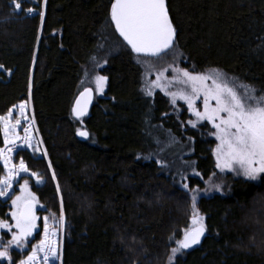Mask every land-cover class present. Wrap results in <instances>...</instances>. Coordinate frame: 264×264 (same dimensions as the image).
Here are the masks:
<instances>
[{"label": "trees", "instance_id": "obj_1", "mask_svg": "<svg viewBox=\"0 0 264 264\" xmlns=\"http://www.w3.org/2000/svg\"><path fill=\"white\" fill-rule=\"evenodd\" d=\"M35 1L22 0V9L39 12L43 0ZM111 2L48 0L41 30L38 13L16 12L12 0H0V65L11 73H0V115L28 98L31 82L47 157L28 150L17 157L40 174L43 183L32 182V188L57 213L56 173L70 225L63 264H168L170 237L189 225L190 200L147 155L155 145L154 125L164 122L176 135L182 132L167 99L143 93L135 54L109 26ZM167 3L176 44L188 63L221 68L264 91V0ZM108 38L119 47L102 71L108 77L107 96L94 102L81 124L71 110L82 71L106 48ZM82 128L89 131L87 139L76 134ZM186 134L195 137L198 169L210 176L213 140L191 129ZM8 203L0 199V219L7 216ZM199 208L206 214L208 233L175 264H264V178H236L230 194L202 197Z\"/></svg>", "mask_w": 264, "mask_h": 264}, {"label": "snow or ice", "instance_id": "obj_2", "mask_svg": "<svg viewBox=\"0 0 264 264\" xmlns=\"http://www.w3.org/2000/svg\"><path fill=\"white\" fill-rule=\"evenodd\" d=\"M16 12L25 11L29 15L37 14V9L28 7L22 9V0H12ZM48 0H43V7L38 12L41 30L43 29L45 11ZM109 21L114 30L122 38L126 47L135 54L137 62L145 65V88L143 91L149 97L155 95V89H159L170 98V103L175 106L177 100H182L187 105V110L195 117L187 123L196 128L198 123L211 124L214 131L211 133L218 141L212 150L215 157V167L220 173H234L242 176L247 181H258L264 178V94H258L251 86L239 83L235 78H228L219 69L209 72L190 71L169 64L156 72L154 81L147 79L153 69V65L145 58L160 59L171 53L173 61L182 53L175 50L177 41V29L169 14L167 0H112L110 5ZM107 60L104 61V64ZM102 67V64H97ZM0 70L8 71L4 65ZM171 70L175 75L169 78L166 73ZM10 75V71H8ZM88 73H85L87 79ZM94 85L95 92L103 95L108 84L106 75L95 74L87 81ZM85 85V81H81ZM175 90H172L174 89ZM32 85L29 82V100L14 106L18 109V115L27 121L20 134L21 119L13 118V110L6 115H0V132L3 134V145L0 147V161L3 162L5 175L0 177V199L5 203L11 201L9 220L0 219V230L11 235L4 240L0 235V260L14 264L12 250L27 254L19 259L16 264H63V233L66 230L67 219L64 208V198L60 184L56 179L55 171L52 179L56 181V192L59 197V215L51 213L47 216H39L37 208H43L39 197L29 186V180L23 179L19 184V194H15L13 184L21 178V173H30L36 178V184L43 183L40 174L31 171L23 158L19 163L13 162V154L17 149H31L32 152L47 156V149H41L43 140L34 135L35 118L29 119L26 109L31 98ZM93 100V87L84 86L79 92L72 107V115L83 124V118L88 115V109ZM197 101L202 103L197 107ZM167 115V113L165 114ZM76 134L85 139L89 133L83 129H77ZM171 134L169 133V136ZM172 137L170 143H174ZM157 143H160L157 140ZM161 167L167 165L158 161ZM51 161L48 167L51 168ZM200 176L199 172H193ZM216 176V173H212ZM188 178L185 176L183 180ZM211 183V181L209 182ZM217 191L221 185H213ZM181 188L191 198V224L183 229V238L176 240V247L170 249L168 264H175L178 254L191 249L201 243L202 237L207 232L206 217L197 208V199L201 192L199 187L189 188L188 183L182 182ZM207 193L208 189L203 190ZM42 221V228L41 222ZM42 231V238L38 243L31 244V239ZM173 239L170 237V240ZM264 243V242H262Z\"/></svg>", "mask_w": 264, "mask_h": 264}, {"label": "rangeland", "instance_id": "obj_3", "mask_svg": "<svg viewBox=\"0 0 264 264\" xmlns=\"http://www.w3.org/2000/svg\"><path fill=\"white\" fill-rule=\"evenodd\" d=\"M25 1L30 3V4H32V5L37 4V2L35 0H25ZM42 7H43V4H42ZM37 13H38V10H37ZM108 23H110V21ZM109 26H111V23L109 24ZM112 36L114 37L115 35L112 34ZM108 40H109V38L107 39L106 48L105 49L102 48L101 52L99 54H96L95 56H93V58L84 65V68H83V71H82L81 80H80V91L83 90V87L85 85L93 87L94 95H95V102L100 97H106L107 96L108 84H107V86L105 88L104 94L103 95H99V94H97L95 92L94 85L89 84L87 81L91 80L92 76L95 75V74L105 75L102 71L106 68V66L108 64V58L119 47L116 42L114 43L112 40H110V41H108ZM175 50L180 52V53H182V55L177 56L174 61H173L171 53L169 55L163 56L160 59L145 58V59H148L149 62L153 65V69H152L151 73L147 77V79L149 81H154L155 78H156V72L159 71V70H162L165 67H167L169 64H174V66H178V67H181V68H187L190 71L194 70V71H197V72H209V71H211L213 69H219L223 73H225L228 78H230V79L235 78L239 83H243V84H246V85H251L257 90L258 94H264V91L260 90L256 85L251 84V83H247L244 80H242L241 78H239L238 76L229 74V73H227L226 71H224L221 68H218V67L199 68V67H196L195 65H192V64L188 63V60L185 58V54H184L183 50L178 46V44L175 45ZM105 60H107L106 64H104ZM135 61L137 62L136 56H135ZM98 63L102 64L103 66L102 67H98L97 66ZM138 64L141 66V69H142L141 89L143 91V89L145 88V65L143 63H138ZM1 72L7 73L4 70H0V73ZM86 72L88 73L87 79L85 77V73ZM166 75L169 78H171L175 74L171 70H169L166 73ZM81 81H85V85H82ZM172 90H175V88L172 89ZM154 91H155V95L160 93L162 96H164L167 99V101H168V103L170 105L169 107L171 109V113L174 115V118H175L174 123H177V124L179 123L180 124V128H181V132L182 133H181V135H176L170 128H168L165 125L164 122H161L158 125H154V127L151 128V132H152V136L154 137L155 145L149 149L147 157H150V158L155 159L157 161H163L167 165L166 167H164L165 172L171 177V180L174 181L177 184V186L182 190V192H184V190L181 188V183L182 182L188 183L189 188L199 187L201 189V192H200V194L198 196V199H197V208L199 209L200 213L206 217V214L203 213L200 210V208H199L200 199L202 197H212V196H214L216 194H222V195L230 194L231 193V187H232V181L234 179H236V178H243V177L242 176H237L234 173H230V172H228V173H220L219 170L216 167H215V169L213 171V172L216 173V176H213L211 174L210 176L205 177L203 175V172L198 169V166H197L198 165V158L193 157L194 154H195V141H196L195 137L186 134V131L188 129H191V130L197 132L199 134L200 138L204 137L207 140H213V142H214V144L212 146V150H213L216 147V144L218 143V141L215 139V137L213 135H211V133L214 131V129H212L211 124H208L206 121L202 122V123H198L196 128L191 127V125H189L187 123V121L189 119L195 120V117L192 116V114L187 110V105L185 104L184 101L177 100L176 105L173 106L170 103V98L168 96L164 95L163 92H161L159 89H155ZM143 93L145 94L144 91H143ZM155 95L150 97V98L154 99ZM26 100H29V96H28L27 99L16 103L14 106H17V105H19L20 103H22V102H24ZM14 106L9 108V110L10 109L13 110V118L14 119H16V118L21 119L20 134L23 135L22 128L24 126H26L27 121H25L23 117H20L18 115V109H16ZM197 107L201 108V110H202V103L200 101H197ZM7 112L4 115H6ZM26 115L28 116L29 119H31L34 116V111H33L32 99L31 98H30V101H29V105H28V107L26 109ZM165 120L168 121V119H165ZM150 123H152V122H150ZM35 128L38 129L36 121H35ZM169 133L171 134L170 136H169ZM34 135L37 138H41L40 134H39V131H35ZM2 136H3V134H2ZM172 137L175 138V142L174 143H170V140H171ZM157 140H159L160 143H157ZM1 147H4V145L1 146ZM41 149L42 150L45 149L43 144L41 145ZM20 150L21 149H17V151L13 154V162L14 163H17V164L19 163V159L20 158L17 157V153ZM23 150H28L32 154H34L31 149L25 148ZM212 150H211V152H212V155H213V151ZM34 155L42 156L40 153H35ZM45 157H47V156H45ZM213 158H214V162H215L214 155H213ZM0 164L3 166V162L2 161H0ZM31 171L32 170L30 169V172ZM194 171L195 172H199L201 175L200 176L194 175L193 174ZM4 175H5V170H4V173L0 177H2ZM185 176L188 178L186 181L183 180V177H185ZM25 178L29 180V186L32 189V191L35 192L33 190V188H32V182H35L36 178L32 177L30 175V173H21V178L17 179V181L13 184V190H14L15 194H17V195L19 194V184H22L23 183V179H25ZM210 181H211V183H209ZM254 182H260V180L254 181ZM215 184L221 185V190L220 191H217L215 189V187L213 186ZM206 188L208 189L207 193H205L203 191ZM36 195H37V193H36ZM186 195L189 197V200H190V202L187 203V207H188V210L190 212V215H189L190 220H189V225L187 227H190V224H191V211H192V209H191V198H190V194H186ZM39 201H40V199H39ZM10 204H11V201L9 200V203H8L9 209H8V212H7V216L5 218H1V219L9 220V222L12 223V221L10 220V217L8 215L10 213V211H11ZM40 204L43 205L44 207L43 208H40V207L37 208V214L39 216L43 217V216L50 215L51 213H56L54 211L48 210V208L45 206V204H43L41 201H40ZM56 214L59 215V212H57ZM206 221H207V219L205 220V223L207 225ZM40 223H41V228H42V221ZM69 230H70V225L67 223L66 230L63 233V248H64V246H65V244L67 242V234L69 233ZM38 233H39V235L37 234L38 236L36 235V236H34L31 239L29 247H31V244L38 243L39 239L42 238L41 229H38ZM207 233H208V227H207V232L205 233L204 236H206ZM0 235L3 236V239L5 241L11 238V235L6 233L4 230H0ZM172 238L173 239L170 240V245L172 247H176L177 245H176L175 241L183 238V230L181 232L177 233V234H174L172 236ZM203 238L204 237H202V239ZM202 239H201V241H202ZM189 250L190 249L184 250L182 253L178 254L177 257H176V260L179 257L184 256ZM17 253L18 252L15 249H13L12 252H11L12 257H13V262L14 261L18 262L19 259L23 258V256L27 254V251L25 253H23V254L18 253V255H16ZM57 263L59 264V262H57Z\"/></svg>", "mask_w": 264, "mask_h": 264}, {"label": "water", "instance_id": "obj_4", "mask_svg": "<svg viewBox=\"0 0 264 264\" xmlns=\"http://www.w3.org/2000/svg\"><path fill=\"white\" fill-rule=\"evenodd\" d=\"M94 102H95V95H94V90H93V100H92V103H91V105L89 106V109H88V115L90 114V112H91V109H92V107H93V105H94ZM87 115V116H88ZM83 130H86V129H83ZM86 131H88V130H86ZM88 133H89V131H88ZM80 137V136H79ZM89 137V136H88ZM81 139H85V138H83V137H80ZM196 246V245H195Z\"/></svg>", "mask_w": 264, "mask_h": 264}]
</instances>
